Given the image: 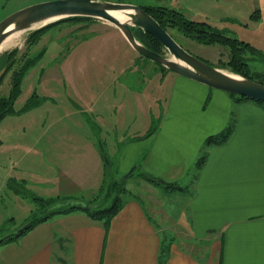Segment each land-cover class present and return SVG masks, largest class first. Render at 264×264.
Instances as JSON below:
<instances>
[{"label": "rangeland", "instance_id": "obj_1", "mask_svg": "<svg viewBox=\"0 0 264 264\" xmlns=\"http://www.w3.org/2000/svg\"><path fill=\"white\" fill-rule=\"evenodd\" d=\"M40 1L45 0H0V20ZM109 1L164 5L186 19L207 22L248 44L239 55L245 62L241 68L264 82V0ZM109 24L101 19L64 21L46 28L38 42L23 32L2 49L1 55L15 51L0 67L1 77L9 66L1 94L8 93L14 70L32 56L35 61L22 79L14 111L0 118V238L25 226L56 199L88 200L101 193L107 196L104 204L116 195L121 202L136 197L147 207L149 199L166 207L178 202L162 193L165 186L162 196H144L147 181L158 184L145 178L142 157L129 163L131 141L174 111V71L151 59L149 67L133 63L122 71L130 45L105 40L109 34L102 29ZM166 30L191 54L232 71L228 46L202 43L177 25L167 24ZM65 32L71 33V41L58 36ZM157 49L166 53L160 45Z\"/></svg>", "mask_w": 264, "mask_h": 264}, {"label": "crops", "instance_id": "obj_2", "mask_svg": "<svg viewBox=\"0 0 264 264\" xmlns=\"http://www.w3.org/2000/svg\"><path fill=\"white\" fill-rule=\"evenodd\" d=\"M116 29L105 26V40L130 45ZM58 36L72 39L69 32ZM124 57L122 71L150 66L131 46ZM171 77L174 111L131 141L129 163L142 157L145 174L180 186L161 190L176 205L149 199L147 207L130 197L108 223L79 209L53 214L0 242V264H264V105L176 72ZM229 126L223 142L205 144ZM146 183L144 196H162L165 185Z\"/></svg>", "mask_w": 264, "mask_h": 264}, {"label": "water", "instance_id": "obj_3", "mask_svg": "<svg viewBox=\"0 0 264 264\" xmlns=\"http://www.w3.org/2000/svg\"><path fill=\"white\" fill-rule=\"evenodd\" d=\"M118 15L123 16L124 19ZM68 16H88L104 20L115 26L138 54L164 68L231 94L264 101L263 82L238 72L210 65L205 60L191 54L143 6L132 3L109 0H45L27 5L0 20V47L11 33L16 32L19 35L23 32H31ZM133 27L151 34L160 42L166 53H159L147 47L136 37ZM72 203L82 202L72 199L61 200L49 205L46 210ZM29 223L30 221L16 232L3 236L0 242L14 233H21Z\"/></svg>", "mask_w": 264, "mask_h": 264}, {"label": "trees", "instance_id": "obj_4", "mask_svg": "<svg viewBox=\"0 0 264 264\" xmlns=\"http://www.w3.org/2000/svg\"><path fill=\"white\" fill-rule=\"evenodd\" d=\"M145 10L150 13L160 24L166 29L167 24L170 25H177L182 29L184 32H186L188 35L193 36L197 40H199L202 43L205 44H223L230 48L232 52V59L230 60V66L231 70L234 72L241 73L243 75H246L250 78H252L246 71H244L241 68V64H245V62H242L240 58L241 50L242 52L245 50V48L248 46L247 43L242 41H238L235 37H231L229 35H226L218 30H215L209 25L207 22L204 21H194L190 19H186L182 12L170 8L164 5H147L143 6ZM95 18L88 17V16H68L61 19H58L54 22H50L38 29L33 30L30 32V35H32V43L38 42L40 40V37L43 35L44 30L46 28L50 27L51 25H55L60 22L64 21H79V20H93ZM134 33L136 37L143 42L147 47L150 49L162 53L157 49V45H160V42L157 41L151 34L144 32L142 29L133 27ZM163 47V46H162ZM15 49L3 53L0 55V67L1 64L6 61L7 59H10V57L14 54ZM35 56H32L28 62L27 60L20 65L19 68L14 70L13 76L11 79V85L9 88V91L7 94H1L0 92V118L8 112L14 111L13 110V104L16 101V99L19 96L20 93V84L22 82L23 77L25 74L29 71V68L31 64L35 61ZM163 67V66H161ZM9 70V66L6 67L4 74L0 77V83L5 75ZM262 82V81H260ZM264 83V82H263ZM235 95V94H234ZM238 98H244V99H250L254 100L262 105H264L263 100L259 99H252L249 97H244L240 95H236ZM231 131V127L229 126L225 131L215 134V135H209L206 138L205 144L209 145L211 143H220L223 142L229 135ZM204 155L201 156L197 161V166H200L203 162ZM145 178L149 181H152L158 185H165L166 187H172V188H179L180 186L176 185L174 182H165L157 177H154L152 175H148L143 173ZM181 188V187H180ZM107 196H104V194H98L96 196H93L92 198L88 200H80L82 203H72V204H65L62 206H58L53 209H47L46 208L49 205H52L59 201V199H56L52 202L48 201L46 202L42 210H40L42 213H40L39 216L34 217L32 220H30V223L28 227L23 230L21 233H14L11 237H9L6 240H3L1 242L10 241L16 237H19L23 233H25L28 229H30L32 226H34L36 223L42 222L46 219H48L51 215L56 213H66L69 211H72L74 209H79L81 211H84L87 213L90 217L94 219L103 220L105 223H108L110 218L119 210V208L122 205L121 199L119 195H116L115 198L112 199V201L109 204H104L105 199ZM65 200H70L69 198H64ZM41 209V208H40ZM159 264H162V260L159 262Z\"/></svg>", "mask_w": 264, "mask_h": 264}, {"label": "bare ground", "instance_id": "obj_5", "mask_svg": "<svg viewBox=\"0 0 264 264\" xmlns=\"http://www.w3.org/2000/svg\"><path fill=\"white\" fill-rule=\"evenodd\" d=\"M121 19H124V17L123 16H121V15H118ZM17 35H18V33H11V34H9L6 38H5V40L2 42V44H1V47H0V50H2V49H4L6 46H8L10 43H12L13 42V40L17 37Z\"/></svg>", "mask_w": 264, "mask_h": 264}]
</instances>
